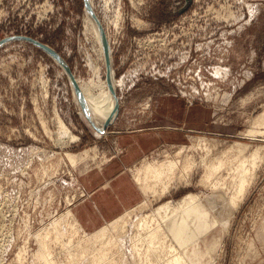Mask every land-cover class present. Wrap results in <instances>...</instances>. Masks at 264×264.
Segmentation results:
<instances>
[{
    "label": "rangeland",
    "instance_id": "374dc122",
    "mask_svg": "<svg viewBox=\"0 0 264 264\" xmlns=\"http://www.w3.org/2000/svg\"><path fill=\"white\" fill-rule=\"evenodd\" d=\"M92 5L115 76L125 78L117 89L119 115L106 134L84 116L63 64L24 38L54 49L76 82L106 80L107 63L98 58L102 45L88 28L87 0H0V264L12 262L27 234V263L41 264L35 260L36 233L67 209V199L83 197L68 170L73 166L46 178L36 175L48 157L95 146L97 156L73 168L79 180L85 169L126 158L130 144L143 142L134 134L151 142L139 161L147 154L164 159L177 144L191 143L188 132H206L224 142L242 139L237 135L264 112V0H93ZM227 71L231 74L222 77ZM58 118L77 141L60 142ZM136 129L142 131L132 132ZM242 140L264 144V139ZM258 169L256 183L222 232L214 264H264V163ZM202 173L194 170L190 185L176 182L161 198L149 197V206L136 204L134 218L163 200L206 192L199 182Z\"/></svg>",
    "mask_w": 264,
    "mask_h": 264
},
{
    "label": "bare ground",
    "instance_id": "6f19581e",
    "mask_svg": "<svg viewBox=\"0 0 264 264\" xmlns=\"http://www.w3.org/2000/svg\"><path fill=\"white\" fill-rule=\"evenodd\" d=\"M93 14L88 9V28L102 45L99 46L98 58L104 65L108 63L107 60L113 63L110 47L109 55L105 49L108 43L102 37V24ZM94 69L99 76L100 63ZM230 74L227 71L222 77ZM112 75L113 78L109 74L104 81L95 78L82 83L77 81L81 94H77V101L84 116L91 121L95 131L105 134L108 121L112 122L119 115L114 90L117 91L118 86L125 84V78L117 79L114 70ZM58 122L60 142L73 143L79 139L62 118H58ZM253 124L242 130L237 137L263 140L264 130L260 127L264 126V112L255 117ZM43 125L46 126L45 122ZM180 129L196 131L193 128ZM45 130L48 131L47 126ZM188 136L190 144H177L175 152L165 154L164 159L151 158L147 154L129 167L146 195L137 207L149 206V197L161 198L170 192L176 182L184 181V185H190L194 170L203 172L199 182L206 186V192H189L179 199L163 200L157 207L151 206L149 213L139 212L137 219L133 216L137 207H130L93 231L84 227L73 208L79 200L89 195L73 168L94 159L98 154L96 147L85 148L79 153L68 151L66 155L54 154L39 164L36 175L42 178L58 173L64 165L73 166L68 170L83 197L75 198L72 202L70 195L67 209L36 233L38 248L35 260L41 264H214L215 253L222 243V232L230 227L231 218L259 176L258 168L264 163V144L252 146L242 139L224 142L223 139L208 136L206 132H188ZM25 225L29 226V220L25 221ZM30 236L27 234L23 246L9 264H28L26 253L30 246ZM60 255L63 259L59 258Z\"/></svg>",
    "mask_w": 264,
    "mask_h": 264
},
{
    "label": "crops",
    "instance_id": "0c3cea01",
    "mask_svg": "<svg viewBox=\"0 0 264 264\" xmlns=\"http://www.w3.org/2000/svg\"><path fill=\"white\" fill-rule=\"evenodd\" d=\"M140 131L142 129L132 130L135 133ZM141 136L144 135L134 134L135 138H140L143 142L130 144L128 155L122 161L114 160L104 167L85 169L80 173L81 183L89 195L79 200L73 208L87 230L93 231L101 227L142 201L143 192L129 168L139 161L147 150L146 145L151 143ZM122 138L124 142L131 140L128 135H123Z\"/></svg>",
    "mask_w": 264,
    "mask_h": 264
},
{
    "label": "water",
    "instance_id": "95a60500",
    "mask_svg": "<svg viewBox=\"0 0 264 264\" xmlns=\"http://www.w3.org/2000/svg\"><path fill=\"white\" fill-rule=\"evenodd\" d=\"M190 1L191 0H186L187 3H189ZM87 8L89 9V11H93V13H94L93 16L95 17V19H98V17L96 16V14H95V12L93 10V5L91 4L90 0H87ZM102 37H103V40H105V42H106L107 41V36H106L105 32H104V34H103ZM24 38H26V39H28V40L36 43L37 45L45 48L47 51H49L51 54H53L63 64V66L65 67V69L69 73V76H70L72 82L75 85V89L77 91V94H79V96H80L81 95L80 94V88L78 87V84L76 82L75 75L73 74L72 71H70L69 65L64 61V59L54 49H52L51 47H49L47 44L39 41L38 39H35L33 37H30V36H24ZM107 43H108V41H107ZM105 47H106L105 49L107 50L108 55H109V49H108L109 45L107 44V45H105ZM107 62L108 63L106 65L108 67V76L110 74V76H112V78H113V75H112V72H113V63H111L109 60H107ZM114 91H115V95L117 97V110L119 111V106H120L119 97L117 96V91L116 90H114ZM108 122H107L108 124L105 127H108L111 124V120H109Z\"/></svg>",
    "mask_w": 264,
    "mask_h": 264
}]
</instances>
